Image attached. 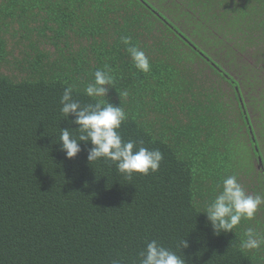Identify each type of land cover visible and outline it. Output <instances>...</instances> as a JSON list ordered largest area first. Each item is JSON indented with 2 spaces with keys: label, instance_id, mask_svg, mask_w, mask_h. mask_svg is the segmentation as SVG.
<instances>
[{
  "label": "trees",
  "instance_id": "obj_1",
  "mask_svg": "<svg viewBox=\"0 0 264 264\" xmlns=\"http://www.w3.org/2000/svg\"><path fill=\"white\" fill-rule=\"evenodd\" d=\"M224 54L243 70L244 95ZM242 54L264 63V0H0V264H139L147 242L180 254L181 239L189 264H264V247L240 248L248 227L264 234V206L220 235L201 214L228 175L264 195V89ZM105 65L114 85L102 99L125 110V141L163 153L156 173L127 179L111 161L89 164L90 143L73 159L60 150V129L78 127L60 114L64 89L95 103L84 88Z\"/></svg>",
  "mask_w": 264,
  "mask_h": 264
},
{
  "label": "clouds",
  "instance_id": "obj_2",
  "mask_svg": "<svg viewBox=\"0 0 264 264\" xmlns=\"http://www.w3.org/2000/svg\"><path fill=\"white\" fill-rule=\"evenodd\" d=\"M121 43L125 46L134 67L142 73L151 70L147 54L132 43L131 37L122 36ZM112 70L105 65L94 73V79L84 88V94L94 99L95 103L82 105L73 96L75 86L64 89L60 98V114L64 120L69 116L75 119L69 121L78 127L75 130L60 129V150L67 159L75 158L81 152V143L92 145L88 149L87 160L90 163L105 159L111 161L117 171L127 179L134 174L149 175L159 171L163 161V153L159 149H149L143 146V141L127 140L121 136L119 129L127 120L123 107L114 106L102 98H106L110 88L114 85ZM127 97L128 92L121 93ZM264 206V195H251L239 182L236 175H228L217 185L214 197L207 201L201 214L206 215L214 233H233L242 220H253L257 211ZM186 239H181L176 251L165 247L157 240L146 243V247L139 253V264H189L182 254L188 248ZM264 247V234L254 227H248L243 233L240 248L245 252L259 251ZM112 264H120L113 260Z\"/></svg>",
  "mask_w": 264,
  "mask_h": 264
},
{
  "label": "rangeland",
  "instance_id": "obj_3",
  "mask_svg": "<svg viewBox=\"0 0 264 264\" xmlns=\"http://www.w3.org/2000/svg\"><path fill=\"white\" fill-rule=\"evenodd\" d=\"M169 1H172V0H169ZM184 19V18H183ZM186 23H187V25L190 23L191 24V20L189 19V18H187V20H186ZM177 25H178V23H176ZM184 31H186V33H188L189 35H190V33L185 29V28H183L182 26H180ZM189 28H191V29H189V31H194V26H193V24H191V26L189 27ZM195 41H197V39H196V37L194 38V36H192V35H190ZM215 51V50H214ZM213 55V57L216 59V53L215 52H213L212 53ZM217 60V59H216ZM227 60H228V58H226L225 57V54L224 55H222L221 56V59L218 61L222 66H223V68H224V70H227L228 71V73L229 74H231L234 78H236L239 82H240V84H241V88H242V90H243V95H244V73H242V71L243 70H239V69H237L236 70V68H234L233 67V65H230L228 62H227ZM238 63H240V64H244V65H246L247 67H248V69H249V72H251V71H254V68H256V70H257V74H256V76L254 77L253 75H252V73H251V76H250V78L252 79V82H257V80L259 79L261 82H262V84H264V63H262L261 65H259V64H257L256 63V61L255 60H253L252 58H250V57H248V56H246L245 54L243 55H241V58H239L238 59ZM243 75V76H242ZM262 84H261V86H259V85H256V87L259 89V90H261L262 88L264 89V86L262 87ZM256 89H252V91H251V95L252 96H254V95H256ZM246 92H248L249 94H250V91L249 90H247L246 89V91H245V95H246ZM248 94V95H249ZM247 99H248V97H247ZM249 101V100H248ZM263 150H264V147H263ZM236 151H238V153H239V157H238V165L240 166V167H243L244 166V145L242 146V148L240 149V147L238 148V150H236ZM209 152H207L206 153V155H208L209 156ZM202 153L200 152L199 154H198V159H199V164H198V166L199 167H203L202 166V163H201V158H202ZM212 160V159H211ZM210 159L208 160V163H209V166L211 167L212 165L214 166L215 165V163H214V161H211ZM241 170H243V168L241 169ZM197 171V170H196Z\"/></svg>",
  "mask_w": 264,
  "mask_h": 264
},
{
  "label": "water",
  "instance_id": "obj_4",
  "mask_svg": "<svg viewBox=\"0 0 264 264\" xmlns=\"http://www.w3.org/2000/svg\"><path fill=\"white\" fill-rule=\"evenodd\" d=\"M240 101H241L242 107L244 108V101H243V99L240 98ZM249 131H250V135H251L253 141L256 142V136H255V133L253 131V128L250 127V130ZM255 148H256V151L257 152L260 151L259 148H258V146H256ZM258 161H259V166L260 167H263V165H264V159H263V157L261 155L258 157Z\"/></svg>",
  "mask_w": 264,
  "mask_h": 264
}]
</instances>
